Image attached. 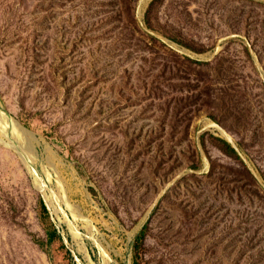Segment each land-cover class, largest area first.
Segmentation results:
<instances>
[{"label": "rangeland", "instance_id": "374dc122", "mask_svg": "<svg viewBox=\"0 0 264 264\" xmlns=\"http://www.w3.org/2000/svg\"><path fill=\"white\" fill-rule=\"evenodd\" d=\"M0 264H264V0H0Z\"/></svg>", "mask_w": 264, "mask_h": 264}, {"label": "trees", "instance_id": "16d2710c", "mask_svg": "<svg viewBox=\"0 0 264 264\" xmlns=\"http://www.w3.org/2000/svg\"><path fill=\"white\" fill-rule=\"evenodd\" d=\"M44 209H46V207L44 206Z\"/></svg>", "mask_w": 264, "mask_h": 264}, {"label": "bare ground", "instance_id": "6f19581e", "mask_svg": "<svg viewBox=\"0 0 264 264\" xmlns=\"http://www.w3.org/2000/svg\"><path fill=\"white\" fill-rule=\"evenodd\" d=\"M223 133V132H222Z\"/></svg>", "mask_w": 264, "mask_h": 264}]
</instances>
